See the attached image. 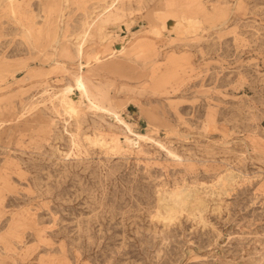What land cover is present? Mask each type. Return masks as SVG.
<instances>
[{
  "label": "rangeland",
  "instance_id": "obj_1",
  "mask_svg": "<svg viewBox=\"0 0 264 264\" xmlns=\"http://www.w3.org/2000/svg\"><path fill=\"white\" fill-rule=\"evenodd\" d=\"M0 264H264V0H0Z\"/></svg>",
  "mask_w": 264,
  "mask_h": 264
},
{
  "label": "bare ground",
  "instance_id": "obj_2",
  "mask_svg": "<svg viewBox=\"0 0 264 264\" xmlns=\"http://www.w3.org/2000/svg\"><path fill=\"white\" fill-rule=\"evenodd\" d=\"M190 25L193 26V22H191L187 18L181 16L179 19H176V20H173V21L171 20L170 28L169 27L168 28L170 29V31L174 32L175 34H178L179 33V31H178L179 29L189 28ZM73 87H75L76 89L81 91L80 94H82L83 100H84V98L86 99L87 95H88L87 94V90H86L85 85H84V81H83L82 76L76 77L75 80H74V84L72 86H67L66 87V92L69 95V100H67V102H66V107H67L68 110H70L73 107L74 103H75V95L72 92ZM138 91L139 90H137L136 92H138ZM78 104H79V101H78ZM126 127H127V129L129 131H131V128H130L129 125H126ZM118 141H119V138H113L112 143H113V147L114 148L116 147Z\"/></svg>",
  "mask_w": 264,
  "mask_h": 264
}]
</instances>
